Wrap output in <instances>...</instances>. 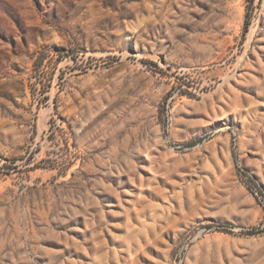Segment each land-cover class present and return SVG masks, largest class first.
Instances as JSON below:
<instances>
[{
	"label": "rangeland",
	"instance_id": "1",
	"mask_svg": "<svg viewBox=\"0 0 264 264\" xmlns=\"http://www.w3.org/2000/svg\"><path fill=\"white\" fill-rule=\"evenodd\" d=\"M0 264H264V0H0Z\"/></svg>",
	"mask_w": 264,
	"mask_h": 264
}]
</instances>
